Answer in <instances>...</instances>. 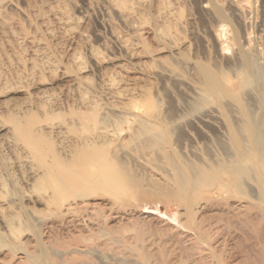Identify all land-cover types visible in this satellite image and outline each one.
Returning a JSON list of instances; mask_svg holds the SVG:
<instances>
[{
	"label": "rangeland",
	"instance_id": "374dc122",
	"mask_svg": "<svg viewBox=\"0 0 264 264\" xmlns=\"http://www.w3.org/2000/svg\"><path fill=\"white\" fill-rule=\"evenodd\" d=\"M53 1L0 0V264H264V200L256 184L250 181L246 195L189 193L193 203L187 206L169 183L173 172L165 159L149 156L132 137L138 122L131 115L143 117L137 96L146 86L160 109H184L178 94L187 92L175 93L176 79L146 76L150 62L161 67L176 61L191 72L194 61L214 58L225 69L239 44L264 72V0H170L185 19L176 31L179 42L171 43L154 35L163 22L161 0L138 7L149 22L138 13L119 16L109 0H59L72 17L68 29L41 16ZM144 44L151 53L141 54ZM46 58L48 65H34ZM90 105L107 117L114 145L143 190L118 200L100 189L53 200L36 183L41 169L14 137L13 120L37 118L39 131L66 150L79 139L70 113ZM182 132L181 151L200 162L201 144ZM190 142L199 148L188 154Z\"/></svg>",
	"mask_w": 264,
	"mask_h": 264
},
{
	"label": "bare ground",
	"instance_id": "6f19581e",
	"mask_svg": "<svg viewBox=\"0 0 264 264\" xmlns=\"http://www.w3.org/2000/svg\"><path fill=\"white\" fill-rule=\"evenodd\" d=\"M144 2L109 0V6L119 16L129 18L138 13L142 22H149L148 16L138 10L139 6L147 4ZM170 2L161 0L159 3L157 13L163 22L155 27L154 35L161 41L171 43L179 42L176 31L185 19L171 7ZM203 7L206 9L207 5L203 4ZM41 16L51 18L64 29L73 25L69 9L59 0L46 5ZM1 23L5 21L0 16ZM8 25L6 29L15 26H10L11 23ZM124 45L129 50V45ZM150 46L144 44L141 54L151 53ZM247 51L244 45L238 44L232 52L233 56L226 61L225 69H221L214 58H209L207 62L194 61L190 66L191 72H185L186 68L176 61L161 67L150 62L148 69L144 67L146 76L176 79L172 83L178 87L175 93L182 90L188 94H178L184 108L180 112L162 110L158 99L149 93L147 86L146 89L143 86L144 90L138 92L137 97L139 110L142 109L144 115L139 117L131 113L138 122L132 137L140 141L138 146L150 149L149 156L159 153L165 159L173 172L169 183L175 188V195L187 206L193 203L189 193L204 191L206 197L232 195L229 193L246 195L250 190V181L258 187L257 198L264 200V72L258 68L253 53ZM217 54L222 55V49ZM49 61L47 58L43 62L36 59L34 65L40 68L45 63L48 65ZM142 68L138 71L143 73ZM124 88L119 86V91H124ZM87 110L70 113L69 119L77 124L79 139L61 151L39 131L37 118L32 116L25 120H13L14 137L36 157L41 169L40 177L36 180L38 186L51 192L53 200L61 201L87 197L96 189L116 200L128 192H142L141 181L132 165L114 145L115 132L108 130L110 122L107 117L100 115L94 105ZM56 118L65 120L61 115ZM183 130L196 144H201L203 157L200 162L198 158L190 157V152L199 148L193 142L190 145L187 143L190 156L181 151L178 138ZM185 148L188 149L187 146ZM136 197L143 196L137 194Z\"/></svg>",
	"mask_w": 264,
	"mask_h": 264
}]
</instances>
